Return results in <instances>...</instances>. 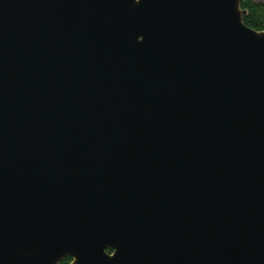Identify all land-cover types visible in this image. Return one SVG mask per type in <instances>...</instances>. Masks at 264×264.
<instances>
[{"label":"water","instance_id":"obj_1","mask_svg":"<svg viewBox=\"0 0 264 264\" xmlns=\"http://www.w3.org/2000/svg\"><path fill=\"white\" fill-rule=\"evenodd\" d=\"M243 1L0 0V264H264Z\"/></svg>","mask_w":264,"mask_h":264},{"label":"trees","instance_id":"obj_2","mask_svg":"<svg viewBox=\"0 0 264 264\" xmlns=\"http://www.w3.org/2000/svg\"><path fill=\"white\" fill-rule=\"evenodd\" d=\"M242 9L247 10V15L244 17V23L246 26L256 30L264 31V0L261 2H254L253 0H244L242 3ZM111 253L112 250H108ZM71 258H66L60 264H70Z\"/></svg>","mask_w":264,"mask_h":264},{"label":"flooded vegetation","instance_id":"obj_3","mask_svg":"<svg viewBox=\"0 0 264 264\" xmlns=\"http://www.w3.org/2000/svg\"><path fill=\"white\" fill-rule=\"evenodd\" d=\"M110 250V249H109Z\"/></svg>","mask_w":264,"mask_h":264}]
</instances>
